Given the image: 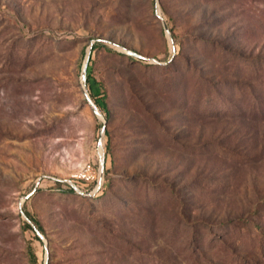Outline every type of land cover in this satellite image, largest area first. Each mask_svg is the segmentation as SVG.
<instances>
[{"label":"rangeland","instance_id":"1","mask_svg":"<svg viewBox=\"0 0 264 264\" xmlns=\"http://www.w3.org/2000/svg\"><path fill=\"white\" fill-rule=\"evenodd\" d=\"M258 60L264 0H0V264H264Z\"/></svg>","mask_w":264,"mask_h":264},{"label":"trees","instance_id":"2","mask_svg":"<svg viewBox=\"0 0 264 264\" xmlns=\"http://www.w3.org/2000/svg\"><path fill=\"white\" fill-rule=\"evenodd\" d=\"M99 45L97 44H94L93 47H92V51L91 53L98 48ZM109 50V48H107ZM110 51V50H109ZM91 57V56H90ZM91 59H89V63H90ZM259 64H258V67H256V74H257V79H258V84H259V90L256 91L255 90H252L250 89L249 87V90L250 91H253L254 93H257L256 95L258 97H260L261 95H264V60H258L257 61ZM89 63H88V66H89ZM87 81H88V78H87ZM252 92V93H253ZM92 96V95H91ZM97 103V102H96ZM98 105V104H97ZM108 156H110L109 154L106 155V158H105V161H107V158ZM109 172V169H105V174L107 175V173ZM58 184L60 186H64L66 191H69L71 193H74V189L68 185V184H65V183H61V182H58ZM100 193H102L101 195H105V189H102L100 190ZM27 216L30 218V216L27 214ZM32 220V219H31ZM250 224H253L254 225V222L253 221H250L249 219L247 218H243V219H239V220H236V221H232L230 223H228L225 227H227L226 229H230L232 232H226V234L224 235H220V236H214L212 234L211 236V239L213 240H219V242H222L221 244H225V241L226 239L227 240H231L233 238V236L237 233V230L240 229V227H246ZM29 226V225H28ZM255 226V225H254ZM30 227V226H29ZM192 245V244H191ZM196 245V244H195ZM198 247V248H197ZM202 246H194L192 251H190V256L193 257H199L200 254L198 255V253H200V248ZM197 261V260H196Z\"/></svg>","mask_w":264,"mask_h":264},{"label":"water","instance_id":"3","mask_svg":"<svg viewBox=\"0 0 264 264\" xmlns=\"http://www.w3.org/2000/svg\"><path fill=\"white\" fill-rule=\"evenodd\" d=\"M164 28H165V31L167 33V35L170 36V32H169V29L167 27L166 24H164ZM91 51H92V46H90V48L87 50V53H86V57H85V60H84V63H83V67H82V85H83V89H84V92H85V96H86V99L87 101L89 102V104L93 107L94 109V112L98 115V116H101V113L99 112L97 106L92 102L91 100V97L89 96L88 92H87V89H86V70H87V67H88V63H89V59H90V56H91ZM129 54L133 55V56H136V57H141L139 56L138 54L134 53V52H131V51H128ZM103 133L105 132V127H103ZM101 144V142H100ZM101 154V159H100V180H99V184H98V188L100 189V185L103 184V181H104V172H105V155L100 153ZM68 183L70 184V186L74 189V191L78 194H83V195H86V193H84L83 191H81L74 183L68 181ZM29 196H27L25 199H27ZM21 213L23 214V216H25L23 210L21 209ZM41 236V235H40Z\"/></svg>","mask_w":264,"mask_h":264},{"label":"built area","instance_id":"4","mask_svg":"<svg viewBox=\"0 0 264 264\" xmlns=\"http://www.w3.org/2000/svg\"><path fill=\"white\" fill-rule=\"evenodd\" d=\"M99 180L100 167L96 169L95 165L90 162L84 164L74 176V183L81 191H86L85 188L91 186L95 182L99 184Z\"/></svg>","mask_w":264,"mask_h":264}]
</instances>
